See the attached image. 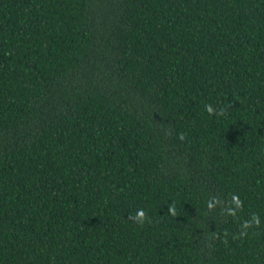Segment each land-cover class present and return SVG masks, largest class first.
I'll return each mask as SVG.
<instances>
[{"label":"trees","instance_id":"obj_1","mask_svg":"<svg viewBox=\"0 0 264 264\" xmlns=\"http://www.w3.org/2000/svg\"><path fill=\"white\" fill-rule=\"evenodd\" d=\"M0 264H264V0H0Z\"/></svg>","mask_w":264,"mask_h":264},{"label":"clouds","instance_id":"obj_2","mask_svg":"<svg viewBox=\"0 0 264 264\" xmlns=\"http://www.w3.org/2000/svg\"><path fill=\"white\" fill-rule=\"evenodd\" d=\"M205 111L210 115H216L223 117L225 115V109L221 108L219 110H216L211 104H205L204 105ZM181 141H184L186 139V134L180 133L178 137ZM224 204L223 201H221L219 198H212L207 202V209L209 211H213L216 209L217 206H222ZM243 210V201L239 198L238 195H232L231 200L228 202L227 206L221 207V215H228L232 217H236L238 211ZM168 214L175 217L177 215L176 211V205L175 202H173L171 205L168 206ZM129 220H131L133 223L139 225L140 227H143L145 223L151 224L152 219L149 217L144 209H138L135 213V215H129ZM260 227V218L257 214L253 213L250 220H247L243 223V230L239 233L238 236H233V239H242L247 236V229L251 227ZM215 235V234H214ZM224 237L226 238L228 236L227 231L224 232ZM218 238V237H217ZM224 243H227V240L225 239L223 241Z\"/></svg>","mask_w":264,"mask_h":264}]
</instances>
